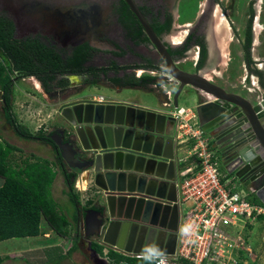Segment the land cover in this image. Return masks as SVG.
I'll return each mask as SVG.
<instances>
[{
	"label": "water",
	"instance_id": "1",
	"mask_svg": "<svg viewBox=\"0 0 264 264\" xmlns=\"http://www.w3.org/2000/svg\"><path fill=\"white\" fill-rule=\"evenodd\" d=\"M125 1L162 59L158 109L122 101H71L58 109L65 127L49 137L67 167L85 173L96 189L93 200L99 209L83 212L85 238L95 237L104 248L127 256L173 255L178 162L174 141L166 138L168 127L175 125L170 110L179 107L181 98H195L198 126L213 142L222 169L239 183H248L264 205V125L257 110L264 112V99L255 104L210 82L202 72L178 68L133 1ZM64 91L69 93V88L46 95ZM92 255L94 264H106L95 251Z\"/></svg>",
	"mask_w": 264,
	"mask_h": 264
},
{
	"label": "flooded vegetation",
	"instance_id": "2",
	"mask_svg": "<svg viewBox=\"0 0 264 264\" xmlns=\"http://www.w3.org/2000/svg\"><path fill=\"white\" fill-rule=\"evenodd\" d=\"M132 1L170 56L177 61L178 68L191 73L199 71L205 76L207 71L211 72L213 67L220 65L218 62L223 57L220 45L222 48L223 45L220 29L217 31L215 27L218 15L225 14L231 18L229 13L235 14L232 8L224 10L222 0H205L204 5L198 0ZM248 18L244 37L250 30V52L254 23L251 15ZM0 20L9 24L6 29L10 31V40L27 44L35 42L52 52L48 56L42 50L41 55L34 58L36 63L54 57L57 64L73 68L74 73L58 77L69 81L66 87L59 90L69 88L71 91L75 87H83L85 82L98 80L120 89L128 77L140 78L142 73H146L153 74L155 78L147 90L156 92L160 99L159 87L162 84L158 80L164 76L162 59L148 39L144 41L143 27L125 0H0ZM179 29L186 35L175 43L171 38L174 39L173 35ZM214 35L215 44L212 40ZM245 43L244 38L243 46ZM1 50V60L9 61ZM180 51L183 52L180 54ZM189 55L192 63L187 65ZM255 62L252 59L251 64ZM82 68L92 70L83 72ZM70 78L76 79L77 84L70 85ZM114 80L120 82L115 83ZM217 86L239 94L222 85ZM64 94L49 98L57 99ZM257 110H260L263 119L264 112L261 108Z\"/></svg>",
	"mask_w": 264,
	"mask_h": 264
},
{
	"label": "rangeland",
	"instance_id": "3",
	"mask_svg": "<svg viewBox=\"0 0 264 264\" xmlns=\"http://www.w3.org/2000/svg\"><path fill=\"white\" fill-rule=\"evenodd\" d=\"M198 1L202 3V5L205 3V0ZM221 3L224 10L228 11L232 8L235 11V14L229 13V17L231 18H228L225 14L223 15L225 17L218 15L215 27H220L221 33L219 36L223 45V51L221 53L223 57L218 62L220 65L217 64L218 66L216 65L213 67L211 72L207 71L205 76L210 80V82L222 85L228 90H233L234 92L239 93V95H245L246 88H244V86H246L248 90L250 89V91L254 90L258 94L264 95V90L260 86L258 78L252 73L253 69L260 70L263 74L264 83V0H222ZM248 15H251L253 19L254 24H252L254 25V29L255 23H259V30L256 32L253 29L252 31L254 34L253 44L256 43L257 45L254 44V46H256L251 47L250 55L251 59L254 58L260 61L246 67L244 62L243 42L245 38L244 33L246 31L247 20L249 19ZM221 16L223 19H220ZM221 20H223V22H221ZM185 35V32L180 30L178 33L173 35L174 39H172V37L171 40L175 41V43L179 42L184 39ZM8 63L9 61H7V64ZM190 63H192V59L189 55L186 64L188 65ZM138 74H140V71ZM19 75V73L14 72L13 77H20ZM142 75L150 74L142 73ZM76 82L74 83L73 81L72 83L76 85ZM98 82V85H88V83L85 82L83 87H75L69 91V93L55 99L47 97L46 94H43L44 96L42 95V89L34 77L16 78V81L13 84L15 112L18 114V108L19 111L29 110L30 115L32 114L33 116H31L30 119L27 118V122L20 119L22 123L28 126L29 129L42 125V128L45 129L44 131L48 133L55 128H61V123L59 122L57 116L53 115L49 117V114H52L53 111L52 106L59 103L58 100H68L67 97L70 94H75L81 90H84V93L91 94V96H103L104 98L110 100L113 99L122 102H134L146 108L158 107L159 97L154 91H148L141 88L118 89L114 85H109L105 81L98 80ZM23 92L31 93L34 100L23 99ZM181 100L182 98L179 102H181ZM44 104L48 105L45 107ZM182 106L186 107L188 105L182 104ZM22 115L23 114L20 113V116ZM190 116L191 113L188 112L184 117L185 119H188ZM4 126L6 125L2 122V120H0V141H3L2 138H9L13 140L12 135L14 134H11L12 132L6 133L3 129ZM37 129H39V126ZM16 140L17 141L10 142L20 147L21 155L19 157L34 154L36 156H45L44 159L39 157L40 160H47L46 153L42 152L44 147L42 143L38 144L36 148L34 142L22 140L17 137ZM16 163L19 164L20 161L18 160ZM60 177L61 176H59L56 180V184L54 182L53 190L55 189L57 182L60 181ZM249 187L250 185L248 183L242 184L236 188V191L242 194L248 193ZM61 188L65 189V186H62L61 184L58 189H56L57 192L55 193V200L58 203L59 212L70 222L71 228L68 229V236L64 239L58 240V238H55V236L48 233L49 230L45 227L44 230L45 233H47H44V237H49L47 238L49 240L45 241L46 238L40 236L34 239L23 238L21 240L0 242V254L6 255L0 264H94L92 250H90L89 246V241H91L93 237L85 238L84 231L80 233L79 237L74 235L73 224L77 217V212L68 200L66 194L59 193ZM79 199L82 203H85L83 198ZM91 200L94 201L93 197ZM89 205L90 203L86 202L83 207H89ZM78 216H80L79 218L81 219V211L78 213ZM229 235L231 236V239H235L237 244L231 255L233 259L232 263L242 261L244 264H264V221L260 220L259 217H255L250 221H246L245 224L235 233L230 231ZM74 240L76 243V249L69 254L68 249L72 246ZM53 247H58L63 254L55 260H49V258L46 257L45 249H53Z\"/></svg>",
	"mask_w": 264,
	"mask_h": 264
},
{
	"label": "trees",
	"instance_id": "4",
	"mask_svg": "<svg viewBox=\"0 0 264 264\" xmlns=\"http://www.w3.org/2000/svg\"><path fill=\"white\" fill-rule=\"evenodd\" d=\"M9 24L0 20V46L1 53L6 56L9 63L0 58V99L3 111V118L6 126L12 131L14 136L22 140L38 141L50 146L55 155V161L51 164L49 161H35L25 164L20 170H14L9 166L8 156L11 152L17 151L18 148L9 143L0 142V177L3 178V184L0 187V242L12 238L36 237L40 233V224L45 222L46 225L58 236L66 237L70 222L58 210L57 203L51 195V185L56 176L57 167L60 171L65 185V194L76 210L83 213L89 207H81L79 195L75 190V181L77 171L71 170L60 157L56 145L50 140V135L54 132L44 133L39 131L32 133L26 126L20 124L12 111L13 103V84L16 78L34 77L43 92L51 93L66 87L69 81L59 76L67 73H74L73 68L62 66L56 63V59L35 62L34 58L41 55L44 50L35 42L20 43L10 40V31L6 29ZM6 29V30H5ZM250 30H247L245 37L244 62L246 67L252 63L250 57ZM147 41V38H144ZM48 56H51L50 50H44ZM183 51H180L181 54ZM83 72H90L92 69H84ZM99 71H102L100 69ZM14 72L19 73L20 77H13ZM252 73L258 78L259 84L264 90L263 75L257 69ZM154 77L142 75L140 78L128 77L123 84V88H141L147 90L149 84L154 82ZM119 83V80H114ZM88 85H98V81L87 82ZM261 184H257L260 186ZM251 202L260 203L252 195ZM93 206H90V208ZM96 209H99L95 207ZM74 220V231L76 233V221ZM264 221V216L259 217ZM76 249L75 240L68 249L70 254ZM90 250L95 251L99 256L106 257L109 264H153L146 258L127 257L113 250L103 253V247L97 243H90ZM1 262V259H0ZM179 264H186L181 261ZM235 264H244L239 261Z\"/></svg>",
	"mask_w": 264,
	"mask_h": 264
},
{
	"label": "built area",
	"instance_id": "5",
	"mask_svg": "<svg viewBox=\"0 0 264 264\" xmlns=\"http://www.w3.org/2000/svg\"><path fill=\"white\" fill-rule=\"evenodd\" d=\"M171 103L170 93H167ZM102 101V97H99ZM178 107L170 111L178 135L192 140V154L197 163L193 168H183L176 176L178 226L173 255L139 254L153 264H235L232 253L236 247L235 233L246 221L264 216V205L251 202L254 190L240 193L226 188L220 179L219 158L203 137L194 112Z\"/></svg>",
	"mask_w": 264,
	"mask_h": 264
},
{
	"label": "crops",
	"instance_id": "6",
	"mask_svg": "<svg viewBox=\"0 0 264 264\" xmlns=\"http://www.w3.org/2000/svg\"><path fill=\"white\" fill-rule=\"evenodd\" d=\"M256 44V43H254ZM253 44V47H255ZM254 59V58H253ZM256 62H259L260 60L258 59H254ZM72 81V80H71ZM76 81V79H75ZM245 88V87H244ZM188 91V88H185L184 89V92L187 93ZM173 91H171L170 95H173ZM24 98L23 99H31V100H34V97L32 96L31 93H28V92H23L22 93ZM44 93L42 92V95ZM261 94H258L256 91H250L249 92L247 91V87H246V92H245V95H241L240 96H243L244 98H246L247 100L253 102V103H257L260 99H261ZM44 96V95H43ZM99 97H102V101L103 102H108V101H117V100H110V99H106L104 98L103 96H91V94H88V93H83L82 94H76V95H73V97H70L68 100L66 101H60L58 100L59 103L55 104V106H52V114H49V117L51 116H57L60 125H61V128L65 127L66 125V122L65 120L59 115V112H58V109L59 107L64 104V103H69L71 101H81V100H93V101H98L99 100ZM13 99H14V94H13ZM0 103H1V99H0ZM128 104H132V105H135V106H140V107H144V106H141L139 105L138 103H134V102H126ZM183 105H188L186 107L182 106ZM48 104H44V106L46 107ZM197 105V103L195 102V98L193 97L192 99H185L182 98L181 102H179V107L180 108H184L186 111H190V112H194V108L195 106ZM43 106V107H44ZM24 108V107H23ZM146 108V107H144ZM13 112L14 114L16 115L17 119L19 120V123L26 126L25 124L22 123V121L20 119H22L23 121L27 122V118L30 119L31 116H33L32 114L30 115V111L29 110H23V111H19V108H18V114L15 112V103L13 101ZM42 109V108H41ZM148 109H158L157 108H148ZM172 111V110H170ZM20 113L23 114L22 116H20ZM38 113V112H37ZM0 120H2V122L5 124L4 122V118H3V111H2V106L0 104ZM263 125H264V120L262 119L261 120ZM63 124V125H62ZM6 125V124H5ZM39 126V129H37ZM37 127H32V129H29L28 126H26L32 133H37L39 131H42L43 129V132L46 133V131H44L45 129L42 128V125H38ZM60 128V127H59ZM3 129L5 130L6 133H11L12 131L9 129L8 126H4ZM56 129V128H55ZM54 129V130H55ZM53 131V130H52ZM50 131V132H52ZM13 134V133H11ZM1 136V134H0ZM12 139H3L2 140L5 142V143H9L10 145H13L15 147L18 148L17 151H13L9 154L8 156V163H9V166L12 167L14 170H20L22 169L23 167H25V164L27 163H33L35 161H43V160H40L39 157H42L44 159L45 156H36L34 154H29L27 156H24V157H19L21 154V149L19 146H17L16 144L10 142V141H17L16 140V137L14 135H12ZM203 137L209 142V147L211 148V150L213 151L212 147H211V144L212 141L208 138V136L206 134H203ZM166 138H171L173 139L174 141V155H175V158H176V162H178V167L176 169V176H178V173L181 169L183 168H193L196 163H197V160L195 158V156L192 154V140H190L188 137L186 136H183V135H178L177 134V131H176V128H175V125L173 127H168V129L166 130ZM1 139V137H0ZM3 141H0V142H3ZM27 141V140H26ZM29 142H34L35 143V147L37 148V145L38 144H41V142H38V141H29ZM43 144V143H42ZM43 151L42 152H45L46 153V157H47V161H49L51 164L55 161V155H54V152L53 150L50 148V146L48 145H45L43 144ZM214 152V151H213ZM216 155V154H215ZM18 157V158H17ZM19 160L20 163L17 164L16 162ZM55 171H56V176L53 180V183L51 185V195H52V198L53 200L56 202V189H58V187L62 184V186H65L64 185V182H63V177L60 173V171L58 170L57 167H54L53 168ZM219 173H220V179H221V182L223 183V185L226 187V188H234L236 189L237 187L241 186L242 184H246V183H239V181L233 177V175H228L222 168L220 169L219 167ZM61 176L60 178V181L57 182V185L55 187V189L53 190V186H54V182L56 184V180L58 179V177ZM3 178L0 177V187L1 185L3 184ZM75 190L76 192L78 193L79 195V198H83L84 199V202L85 203H82V201L80 200V205L81 207H83L86 202H89L90 205H89V208L87 209H90V206H93L91 208H95V205L96 203L94 201L91 200V198L93 197L94 193L96 192V189L91 185V180H86V176H85V173H81V174H78L77 173V178H76V181H75ZM65 189L61 188L59 193L60 194H64L65 192ZM89 193V194H88ZM88 194V195H87ZM55 197V198H54ZM57 203V202H56ZM58 205V203H57ZM86 210V209H85ZM80 215V214H79ZM77 221H76V233L74 231V235L78 236L80 235L81 232L84 231V224H83V213L81 212V219L79 218L80 216H78V213H77ZM44 225V226H43ZM45 227L49 230L48 233L52 234L53 236H55V238H58L59 239H64L66 237H60L58 235H56L47 225L45 222H41L40 224V233L38 236L36 237H24V239H34V238H37V237H40L42 236L43 238H46V240H49L47 238L49 237H44V235L47 233H45ZM71 226L68 227V229H70ZM45 233V234H44ZM23 238H12V239H9V240H5V241H10V240H21ZM51 241V240H50ZM3 242V241H2ZM54 242V240H53ZM90 243L93 242V243H97L99 244L100 246H102L100 244L99 241H97V239L93 237V239L91 241H89ZM89 243V244H90ZM103 247V246H102ZM45 254H46V257L49 258V260H55L57 259L61 254H63L60 249L58 247H53V249H45ZM108 250H111L109 248H104L103 247V253L106 254ZM93 251V250H92ZM117 252V251H115ZM117 253H120L122 255H124L122 252H117ZM6 255L4 254H0V259L2 261L3 258H5ZM99 256V255H98ZM127 256V255H125ZM127 257H131V256H127ZM99 258L101 259H104L106 261V264H109L108 260L106 257H101L99 256Z\"/></svg>",
	"mask_w": 264,
	"mask_h": 264
},
{
	"label": "bare ground",
	"instance_id": "7",
	"mask_svg": "<svg viewBox=\"0 0 264 264\" xmlns=\"http://www.w3.org/2000/svg\"><path fill=\"white\" fill-rule=\"evenodd\" d=\"M220 19H223L222 16L220 17ZM221 22H223V20H221ZM219 25H220V24H219ZM258 25H259V23L256 22V23H255V29H254L256 32L259 30ZM259 27H260V26H259ZM219 29H220V27L217 26L216 30L218 31ZM215 37H216V35H214V38H212L214 44L216 43V41H215ZM220 47L222 48L221 45H220ZM222 49H223V48H222ZM203 73H204V72H203ZM70 79H72V82H73V81L76 82L74 78H70Z\"/></svg>",
	"mask_w": 264,
	"mask_h": 264
}]
</instances>
